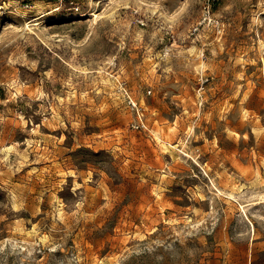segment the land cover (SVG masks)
I'll use <instances>...</instances> for the list:
<instances>
[{
	"label": "rangeland",
	"instance_id": "1",
	"mask_svg": "<svg viewBox=\"0 0 264 264\" xmlns=\"http://www.w3.org/2000/svg\"><path fill=\"white\" fill-rule=\"evenodd\" d=\"M0 264H264V0H0Z\"/></svg>",
	"mask_w": 264,
	"mask_h": 264
},
{
	"label": "built area",
	"instance_id": "2",
	"mask_svg": "<svg viewBox=\"0 0 264 264\" xmlns=\"http://www.w3.org/2000/svg\"><path fill=\"white\" fill-rule=\"evenodd\" d=\"M138 126V125H137Z\"/></svg>",
	"mask_w": 264,
	"mask_h": 264
}]
</instances>
